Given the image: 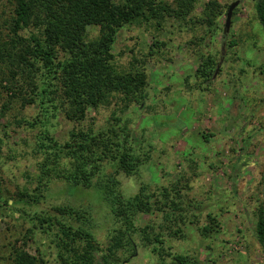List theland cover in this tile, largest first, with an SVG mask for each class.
Here are the masks:
<instances>
[{
    "label": "rangeland",
    "instance_id": "1",
    "mask_svg": "<svg viewBox=\"0 0 264 264\" xmlns=\"http://www.w3.org/2000/svg\"><path fill=\"white\" fill-rule=\"evenodd\" d=\"M203 1L197 0L183 18L168 16L159 27L126 24L115 34L110 47L114 65L132 67L144 78L146 92L143 103L123 116L128 119L131 145L143 160L134 174L117 175L119 190L128 196L140 183L153 189L176 181L183 201L191 205L178 223L182 235L165 237L172 251H186L194 257L192 264H263L253 222L264 189V30L255 16L254 0H238L225 32V9L232 0H217L223 11L208 29L200 22ZM11 2L0 0V25L11 11ZM97 33V26H87L89 37ZM154 40L162 43L155 45ZM206 55L214 60L215 70L203 81L195 68ZM114 107L111 102L89 108L81 124L95 130L113 125ZM14 113L34 115L36 105L20 108L13 101L3 123ZM50 120L56 123L57 137L72 126L60 115ZM3 128L7 131L0 127V264L10 263L7 242L30 225L23 212L56 203L85 207L95 239L104 246L119 223L93 186L73 188L54 179L38 203L19 198L17 190L33 185L28 175L33 159L21 140L26 136L31 144L33 132L13 124ZM109 169L105 165L102 171ZM207 212L219 227L204 239L196 227L205 222ZM147 218L142 213L138 221ZM134 239L135 251L123 264H160ZM27 244L45 264H58L45 236L37 235Z\"/></svg>",
    "mask_w": 264,
    "mask_h": 264
},
{
    "label": "trees",
    "instance_id": "2",
    "mask_svg": "<svg viewBox=\"0 0 264 264\" xmlns=\"http://www.w3.org/2000/svg\"><path fill=\"white\" fill-rule=\"evenodd\" d=\"M196 1L12 0L11 11L0 25V127L3 133L7 131L3 127L12 124L33 132L31 144L26 136L21 138L33 159L28 173L33 185L17 190V195L24 202L38 203L54 179L73 188L93 186L119 224L102 246L91 230L85 207L56 203L23 212L30 225L7 242L9 264H45L38 252L27 248L37 235L48 239L58 264H123L135 251L136 237L160 264L166 258V264H192L194 257L184 250L172 251L165 242V237L182 235L178 223L191 205L183 201L176 181L153 189L140 183L134 193H120L117 175L134 174L143 160L131 145L128 119L123 116L130 107L143 103L146 92L144 78L132 67L114 65L110 47L121 26L148 23L159 27L168 16H186ZM253 9L264 30V0H254ZM222 11L217 0H204L200 22L209 29ZM88 25L97 26L96 36H88ZM214 70V60L206 55L195 75L207 81ZM13 101L20 108L35 104L36 113H14L3 123ZM111 102L115 105L110 113L113 125L95 130L81 124L89 108ZM58 115L72 123L62 137L54 135L56 123L50 120ZM105 165L110 167L107 172L102 171ZM142 213L148 218L140 223ZM254 215V237L264 264V189ZM205 217L196 227L204 239L219 227L213 214L207 212Z\"/></svg>",
    "mask_w": 264,
    "mask_h": 264
},
{
    "label": "water",
    "instance_id": "3",
    "mask_svg": "<svg viewBox=\"0 0 264 264\" xmlns=\"http://www.w3.org/2000/svg\"><path fill=\"white\" fill-rule=\"evenodd\" d=\"M237 3H238V0H232L228 4V6L225 10V18H224V22H223V32L227 31V29H228L232 9Z\"/></svg>",
    "mask_w": 264,
    "mask_h": 264
}]
</instances>
